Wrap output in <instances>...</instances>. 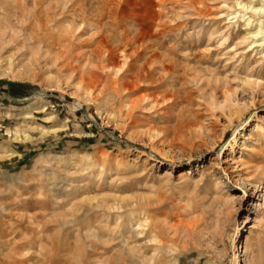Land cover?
Segmentation results:
<instances>
[{"label":"rangeland","instance_id":"374dc122","mask_svg":"<svg viewBox=\"0 0 264 264\" xmlns=\"http://www.w3.org/2000/svg\"><path fill=\"white\" fill-rule=\"evenodd\" d=\"M26 1L25 10L21 1L0 0V108L11 115L0 122V147L24 156L0 161V264H81L95 244L115 237L109 248L138 250L141 239L130 234L140 219L166 228L177 264H233L244 249L246 264H264V68L258 48L230 49L236 41L218 17L235 10L224 6L234 0H154L166 7L146 57L171 56V86L158 63L129 67L121 51L117 67L84 65L101 37L79 11H99L100 0H39V21ZM40 24L66 39L69 52L43 55L47 32L43 44L30 39ZM67 57L76 66L71 78ZM174 88L186 100L170 107L162 93ZM58 125L66 129L32 131ZM26 129L35 141H19L16 132ZM84 210L90 239L81 224H61Z\"/></svg>","mask_w":264,"mask_h":264},{"label":"bare ground","instance_id":"6f19581e","mask_svg":"<svg viewBox=\"0 0 264 264\" xmlns=\"http://www.w3.org/2000/svg\"><path fill=\"white\" fill-rule=\"evenodd\" d=\"M18 1H21L22 9H25L26 8L25 2L27 1L26 0H18ZM100 2L101 3L99 6V11L93 12L92 14H88L89 13L88 12L87 13L88 15L82 12L81 10L79 11L83 13L81 19L83 22H85L87 29H89L90 31L97 30L98 35L100 34V37H101L100 40L97 42V46L93 50H91L88 54L86 53L84 55V60H83L84 65L88 64V67L89 65H92L98 70H103L107 68L110 63L113 66L117 67L118 64L121 63V62L119 63V57H118L119 55L118 53L121 51V53L124 54V57H123L125 60L124 64L128 65L129 67H131L133 63L135 64L136 62H139L141 60L143 61L142 67L149 66L150 68V67H153L156 63H158L159 65L158 71L168 74L169 79H171L168 82V85L170 86L173 85L174 77L172 74L174 72L175 61L171 58V56L164 55V54L159 55L158 53L154 52L149 57H146L148 55V51L150 50V48L152 49V51H155L152 47V42L150 41H152L153 38L156 37V34H154V28L164 16L163 11L165 10L166 6L156 4L154 0H100ZM123 5L125 7H123ZM133 5L136 6L137 9L136 8L132 9L131 6ZM39 6H40L39 0H32V9L28 11V13L30 14L32 13L31 15L33 16V19L37 21H39V18H40V15L37 14L38 13L37 10ZM224 6L230 9V11L233 10V8H235V10H233L231 14L221 13V15L218 17L219 20L221 19L220 20L221 22L226 21V23L224 24L226 25L224 26L225 28L224 31L227 32L228 38H231V40L236 41V44L232 48H230L231 51L236 53L237 50L235 49L237 47H241V45L246 44V43L248 44L247 45L248 49L246 50L247 52H250V51L253 52L256 48H258L257 50H259V52H255L256 61L262 64L261 67L264 68V0H234L233 7L228 6L226 3ZM54 9L55 8H53V10ZM53 15H55L56 17L58 16V14L56 15L55 13H53ZM24 16L25 15H23V17ZM24 18L28 20L26 16ZM26 22L24 21V23ZM50 22H53V21L50 20ZM38 28H39L38 31L35 28L36 33L34 32V34H31L30 39L33 40V38L35 37L41 40L40 43L43 44L44 43L43 36L45 32H47L46 24L45 25L40 24ZM46 37L48 41L46 40V46H45L46 53L44 52L43 55L50 54L54 49L55 50L58 49V52H62L65 54L69 52V49H68L69 44L65 43L66 39L61 40V38L59 37L55 38L52 30L49 33L47 32ZM228 38L223 40L222 42L223 45H224V41H226ZM37 39H35V41ZM36 42H39V41L37 40ZM38 50L39 49H37V51ZM75 58L77 61L80 60V57H75ZM66 59H67V64L64 66V68L68 70L69 74L67 75H69L68 77H70L72 72L76 70V66L72 65V63L70 62V57L69 58L67 57ZM60 72H62V70ZM151 72L149 74L152 75L153 73ZM6 74L7 76L10 77V79L19 78L15 74H12L9 72L8 73L6 72L4 75ZM135 81L144 82L145 79L144 77L141 76V77H138ZM162 84H163V81L160 83V86ZM164 84L166 85L165 82ZM85 95L87 96V92ZM168 97H171L172 99V103L169 105L170 107L179 106L180 104L183 103L184 100H186V96L184 97L181 91L176 88H174L172 91H165L162 93V98L167 99ZM155 100L157 102V99ZM76 108H80V104L76 105ZM45 109L46 107H44L42 110L45 111ZM36 113H39V111H36ZM185 113H186L185 110H181L179 117H183ZM187 113H188V110H187ZM27 115H28L27 117H29V115L31 114L27 113ZM8 116L11 117L10 114H8ZM186 119H187V122L186 120L184 121L186 122L185 126L188 127L189 130L194 129L195 126L198 124V123L196 124L195 122L191 121V119H188V116H186ZM52 120H53L52 116H48L46 118V121L48 123L51 122ZM22 127L25 128V126H22ZM65 129H66V125H58V126H52V127H39L38 126V127H34L32 131H36L40 133V135L44 136V135H50V134H57V133L64 131ZM26 132H27V129L23 130L22 132L21 131L16 132L17 138L19 134L26 135V137L28 138L29 135L26 134ZM7 158H10V155L0 156V159H7ZM42 161H43V158H40L37 161V164H42ZM220 191L221 190H218V192ZM230 201H233V200L230 199ZM89 211L90 210H86V211L84 210V212L79 215L71 214V216H68V214H66L65 217L62 215L63 217H62L61 224H64V225L81 224L78 229L81 232L82 231H84V233L86 232L84 235L85 239H90L91 238V235L89 233L90 230H86L88 226L82 224L81 222ZM153 223L154 222L148 223L147 225H145L143 224V221L140 219L139 221L134 222V224L133 223L131 224L130 237L132 235V238L136 240L141 239L140 241H137L138 244L141 243L140 246L138 245L140 247L138 250L136 247H132V246L128 247V245L127 246L120 245L114 248L111 246L112 248H109L110 243H112L115 240L116 238L115 237L114 239L112 238V240L110 239L108 243L106 242L107 244L105 247H103V245H100L101 243L95 244L94 248H92V251H89V254L87 252L86 257L81 259V264H91L88 260V257H90L93 260L95 259L99 260L98 263L97 262L94 263V261H92L93 264H177L176 260L170 257L172 250L167 248L166 247L167 245L164 242L163 235H168L166 228L164 226L160 227L158 223H154V224ZM94 227L96 228V226ZM254 228L255 226L253 225L251 227V230ZM89 229H91V227H89ZM106 236H109V235H106ZM134 242L136 243V241ZM128 244H130V242H128ZM234 247H235V244L233 243L232 248ZM246 255H247V252L245 249L244 251L241 250L239 255H237L236 253H233L231 262L233 264H243V263L246 264L245 260L241 259V257H245ZM168 257L173 259V261L172 260L167 261ZM79 263H80V260H79Z\"/></svg>","mask_w":264,"mask_h":264},{"label":"crops","instance_id":"0c3cea01","mask_svg":"<svg viewBox=\"0 0 264 264\" xmlns=\"http://www.w3.org/2000/svg\"><path fill=\"white\" fill-rule=\"evenodd\" d=\"M8 114L9 113H4L3 111H2V108H0V122L2 123V122H7L11 117H9L8 116ZM32 132V131H31ZM33 132H35L34 133V135H36L37 133H36V131H33ZM39 134V136H40V133H38ZM29 135V138L31 139H26L23 135H21V137L19 138V139H21V140H19V141H24V142H26V143H30V142H32V141H35L34 139H33V136H31L30 134H28ZM14 138H15V135H14ZM41 139V137H39V140ZM38 140V139H37ZM19 151H22V149L20 148V150ZM11 154V156H10V158H7V159H0V161H10L11 159H13V158H15V157H18V158H22V157H24L23 155H21L19 152H16L15 150H13V149H11V148H7V146H6V148H3V147H0V156H5V155H10ZM25 155V154H24ZM27 157V156H26Z\"/></svg>","mask_w":264,"mask_h":264}]
</instances>
